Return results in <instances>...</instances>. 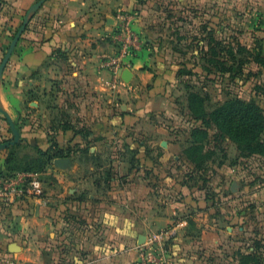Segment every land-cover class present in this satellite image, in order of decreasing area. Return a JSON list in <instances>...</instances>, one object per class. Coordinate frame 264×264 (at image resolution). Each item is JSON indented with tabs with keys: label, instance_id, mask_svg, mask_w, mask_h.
I'll return each instance as SVG.
<instances>
[{
	"label": "crops",
	"instance_id": "1",
	"mask_svg": "<svg viewBox=\"0 0 264 264\" xmlns=\"http://www.w3.org/2000/svg\"><path fill=\"white\" fill-rule=\"evenodd\" d=\"M137 8L136 0H0V50L24 24L0 72V170L18 144L32 156L64 153L31 173L41 198L0 201V264H134L148 233L186 219L172 264H240L254 241L264 251V179L247 178L229 157L209 161L203 180L165 169L189 164L188 140L146 122L148 110L129 100L133 86L153 80ZM116 57L130 77L111 87ZM10 122L19 139L5 146Z\"/></svg>",
	"mask_w": 264,
	"mask_h": 264
},
{
	"label": "rangeland",
	"instance_id": "2",
	"mask_svg": "<svg viewBox=\"0 0 264 264\" xmlns=\"http://www.w3.org/2000/svg\"><path fill=\"white\" fill-rule=\"evenodd\" d=\"M138 6L139 40L148 54V66L145 61L144 65L153 80L133 86L129 100L148 110L146 122L164 124L174 139L188 138L191 128L200 124L188 112L192 93L208 112L237 97L254 102L264 114V0H141ZM134 37L129 29L127 39ZM206 131L202 152L209 157L207 163L218 164L224 154L229 161L240 160L237 165L247 178L264 179V154L237 149L227 136L221 138L213 123ZM26 148L20 145V155ZM207 163L196 172L184 162L165 169L200 178Z\"/></svg>",
	"mask_w": 264,
	"mask_h": 264
},
{
	"label": "trees",
	"instance_id": "3",
	"mask_svg": "<svg viewBox=\"0 0 264 264\" xmlns=\"http://www.w3.org/2000/svg\"><path fill=\"white\" fill-rule=\"evenodd\" d=\"M140 3L141 0H136ZM19 27L10 29L12 33ZM4 50H0V63L4 57ZM198 100V103L195 102ZM188 112L192 118L200 121L199 125H194L188 134V145L184 148L183 154L187 161L191 163L193 172L204 170L208 155L203 154L204 143L208 139L206 128L213 123L220 131L221 138L227 136L234 141L237 149L246 151L247 154H264V114L262 109L252 101H244L240 98H229L208 112L202 106V99L195 93L188 97ZM20 144H18V149ZM221 151V150H220ZM214 154V152H212ZM36 156L27 153L20 155L16 153L14 147L7 149L5 157L6 169L0 170V178L10 177L16 173H34L42 171L46 164L56 156H64L61 150L49 153L36 149ZM225 155L219 159L222 163ZM202 173V172H201ZM198 174V173H197ZM190 174V178H192ZM202 180L204 176H199ZM188 222V220L186 219ZM252 251L241 254L240 264H264V251L258 241L252 244Z\"/></svg>",
	"mask_w": 264,
	"mask_h": 264
},
{
	"label": "built area",
	"instance_id": "4",
	"mask_svg": "<svg viewBox=\"0 0 264 264\" xmlns=\"http://www.w3.org/2000/svg\"><path fill=\"white\" fill-rule=\"evenodd\" d=\"M123 30L129 34V28L125 26ZM109 67L113 73L111 87H116L122 82L119 73L122 69L119 57L114 58ZM42 195L41 181L31 173H16L10 177L0 178V201L4 203L27 197L41 198ZM181 224L185 225L187 221L180 220L148 233L143 243L137 245L138 259L134 264H172L171 243Z\"/></svg>",
	"mask_w": 264,
	"mask_h": 264
},
{
	"label": "water",
	"instance_id": "5",
	"mask_svg": "<svg viewBox=\"0 0 264 264\" xmlns=\"http://www.w3.org/2000/svg\"><path fill=\"white\" fill-rule=\"evenodd\" d=\"M23 29H24V24L21 27V29L19 30V32L13 38L8 51L4 54V57H3V59H2V61L0 63V72H1L2 69H4L6 63L8 62L10 54L12 52V48H13L15 42L18 40V37L21 34V32L23 31ZM122 71H123V69L120 70L121 78H123L124 81H129L130 71L126 70V71H124V73ZM122 73H123V75H122ZM10 124H11V128H12V130L14 132V140L5 143V146L11 145V144H15L18 141V139H19L18 131L16 130V128L14 127L12 122H10ZM54 163L56 165L64 167V166H66L68 164V159L67 158H58V159H55ZM8 249H9L10 252H15V251L18 250V247H17V245L15 243L12 242V243L9 244Z\"/></svg>",
	"mask_w": 264,
	"mask_h": 264
}]
</instances>
